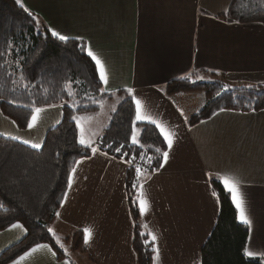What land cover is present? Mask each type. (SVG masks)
<instances>
[{"label":"crops","instance_id":"1","mask_svg":"<svg viewBox=\"0 0 264 264\" xmlns=\"http://www.w3.org/2000/svg\"><path fill=\"white\" fill-rule=\"evenodd\" d=\"M230 2L22 0L42 28L83 42L86 55L90 47L105 63L109 83L100 82L102 89L115 94L132 88L142 101L143 114L175 134L168 161L162 159L164 167L142 183L147 210L140 214V223L150 241L149 233L155 235L151 243L158 249L152 264H200L201 248L218 213L210 181L216 178L223 185V177L239 180L252 222L246 247L254 255L247 258L264 261V111L218 112L190 127L187 118L204 102L189 108L183 100L193 91L171 97L165 92L168 83L199 73L223 74L236 86L264 85V25L232 22L226 17ZM62 107L42 108L39 118L46 125L24 131L16 130L0 113L4 119L0 124L11 131L3 137L24 132V140L41 145L46 131L60 121ZM79 161L50 227L62 256L49 246L51 251L40 249L20 264H136L125 190L128 164L99 151ZM85 229L91 232L87 245ZM78 232L83 248L74 249L72 240ZM23 236L21 228L1 231L0 255Z\"/></svg>","mask_w":264,"mask_h":264},{"label":"trees","instance_id":"2","mask_svg":"<svg viewBox=\"0 0 264 264\" xmlns=\"http://www.w3.org/2000/svg\"><path fill=\"white\" fill-rule=\"evenodd\" d=\"M33 16L16 0H0V113L16 130L23 131L33 108L63 107L60 121L46 131L39 149L0 136V232L17 223L24 232L19 242L0 255V264L19 258L36 244H48L62 256L63 251L48 229L56 220L76 161L92 154L91 148L78 143L80 131L72 117L76 116L81 124L103 104H109L108 117L94 145L100 153L129 166L125 190L134 224L132 249L136 264H152L153 245L141 226L138 206L133 201L140 184L159 170L166 143H162L163 138L153 125L133 124L135 107L127 90L115 94L101 92L95 65L86 55L83 42L60 41ZM226 17L238 24L264 25V0H231ZM197 89H205L209 95L197 113L187 118L190 127L211 118L213 113L264 111L263 84L236 86L223 74L199 73L165 86L170 97ZM134 127L136 145L132 144ZM116 148L121 151L116 152ZM156 148L161 153H156ZM137 167L141 168L139 178ZM210 186L217 194L218 213L201 248L200 264H264L260 259L243 256L248 228L236 219L230 194L220 181L212 178ZM72 245L74 249L83 248L81 232L74 235Z\"/></svg>","mask_w":264,"mask_h":264},{"label":"snow or ice","instance_id":"3","mask_svg":"<svg viewBox=\"0 0 264 264\" xmlns=\"http://www.w3.org/2000/svg\"><path fill=\"white\" fill-rule=\"evenodd\" d=\"M16 3L22 5V0H16ZM25 12H28V9L25 7L24 8ZM29 15H32L29 12ZM33 20L36 19L35 16L32 17ZM49 31L51 32V35L53 37H56L57 39H59L60 41H68L69 39H72L71 37L62 35L60 33H58L55 30L49 29ZM87 56L91 58V61L94 62L95 64V72L98 73L99 76V81L102 82L104 85H108L109 83V78L107 75V71H106V66L105 63L98 58V56L96 54H94V52L91 50V48L89 47L87 50ZM106 91V89H101V92ZM127 93L129 96H131L133 103L135 104V110H136V116H135V120L133 121V124L135 125L137 121H147L148 123L155 125V127L157 129H159L160 135L163 137V141L162 143L167 144V151H163L162 152V156L163 159L165 161V163L168 161L169 158V151L172 149L173 147V142H174V136L175 134L171 131H168L165 129V127L157 122L155 119H152L149 116H145L142 112V108H143V104L142 101L140 99H138L134 94H133V89L132 88H128L127 89ZM45 111V109H42L40 107H35L32 109V115L31 118L28 120L27 123V127L29 129H32L39 117L40 114ZM182 114V113H181ZM213 115L215 116L216 113H213ZM72 119L74 121H76L77 127H80V120L76 117L73 116ZM13 139H20L19 137H13ZM22 143L26 144V145H30V147L34 148V149H39L41 147V145L39 143H32L29 140H21ZM78 143L82 146H85V148L87 147H91V142H87L85 141L84 137H83V130L81 129V134H80V138L78 140ZM132 144L136 145L137 144V133H136V129L135 127L133 128V132H132ZM109 147H111V145H109ZM123 147V146H121ZM91 151L93 154H97V148L96 147H91ZM116 152H120L121 148H116L115 149ZM156 153H161V149L160 148H156L155 149ZM149 161H151V158H149ZM82 161H76L77 164H80ZM129 164H131L133 161H127ZM160 167H164V164H160ZM136 176L137 178H139L141 176V168L137 167L136 168ZM76 172V169L73 168L72 169V173L74 174ZM73 183V176L69 175L68 176V186L69 188H71ZM222 183L224 186V189L231 194V202L232 204L235 206L236 209V219L244 225L248 226L249 231H251V220L249 219V217L246 215L245 212V207H244V200L241 196L240 193V189H239V180L236 178H229V177H223L222 178ZM133 188H136V184L133 183ZM212 195L215 197L217 194L215 192L212 193ZM65 196H67V193H65ZM137 196L139 197L138 200H134L133 204L135 205L136 203L139 204V211L140 214L143 215L146 210H147V200L146 198H144L143 195V185H140V189L137 192ZM57 215H59V213H57ZM12 229H18V228H22V225L20 224H13L11 226ZM48 232L51 233L52 229H48ZM84 243L85 245H87L91 239V232L88 229L84 230ZM144 233H141V236H143ZM149 235L151 236V241L155 242L156 237L154 234L149 233ZM59 243V242H58ZM62 247V245H61ZM40 249H48L49 251H51V248L49 247L48 244H36L35 247H33L32 249H30L28 252H25L22 256H20L17 260L13 261V264H20L21 261L25 260L26 257H29L32 253H35L37 251H39ZM153 252L157 253L156 257H153V259L155 260L158 257V249H156L155 247H153ZM53 256H55V253H52ZM254 255L253 252L249 251L248 247H245L244 251H243V256L244 257H252ZM65 264H67V262H65Z\"/></svg>","mask_w":264,"mask_h":264},{"label":"rangeland","instance_id":"4","mask_svg":"<svg viewBox=\"0 0 264 264\" xmlns=\"http://www.w3.org/2000/svg\"><path fill=\"white\" fill-rule=\"evenodd\" d=\"M30 10V9H29ZM31 11V10H30ZM31 13H33L31 11ZM33 15L35 16V13H33ZM196 78V77H195ZM193 78V79H195ZM216 78V77H215ZM237 86H246V84H238ZM205 89L202 90H194L193 92H189V95H187V97L183 100V104H187L189 105V108L192 107L193 104H197V105H201V103H203L205 101V99L208 97V92L204 91ZM183 91L179 92L182 93ZM187 93V92H185ZM190 102V103H189ZM187 105V106H188ZM109 107L108 105H105L103 108H101L97 113L88 116L86 119H84L83 121V125L84 127L82 128L81 126L79 127V136L81 134V129L83 130V137L87 142H92L95 144L97 138L100 136L101 131L105 125V122L107 120L108 114L106 113L107 109ZM200 107V106H199ZM195 111V108L192 109ZM197 112H195L194 114H196ZM107 114V115H106ZM4 120V119H3ZM0 119V121L2 123H4V121ZM46 123L43 119L39 118L36 125L33 127H43L45 126ZM27 129V128H26ZM25 129V130H26ZM24 131V130H23ZM11 131H7V129L3 128L2 125L0 124V136H5L8 135L10 136ZM17 137L20 138L21 140H24V132H20L17 133ZM80 138V137H79ZM60 229V228H59ZM61 230V229H60ZM62 232H65L64 230H61ZM61 232V233H62ZM62 242V240H60ZM151 242V241H150ZM64 247V246H63ZM80 249V248H78ZM133 250V249H132ZM154 254V253H153Z\"/></svg>","mask_w":264,"mask_h":264}]
</instances>
